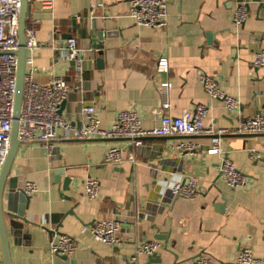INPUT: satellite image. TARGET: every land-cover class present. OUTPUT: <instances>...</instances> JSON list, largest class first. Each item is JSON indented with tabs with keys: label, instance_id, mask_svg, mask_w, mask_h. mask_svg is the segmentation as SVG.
I'll use <instances>...</instances> for the list:
<instances>
[{
	"label": "crops",
	"instance_id": "0c3cea01",
	"mask_svg": "<svg viewBox=\"0 0 264 264\" xmlns=\"http://www.w3.org/2000/svg\"><path fill=\"white\" fill-rule=\"evenodd\" d=\"M165 0L167 25L149 28L130 15L127 0H54L45 8L28 4L26 26L37 24L40 47L34 52V74L40 84L62 77L69 85L61 110L72 126L85 123L83 106L94 105L103 128L120 112L134 110L144 128L151 129L164 114L206 107L203 123L232 131L222 139V153L208 155L204 136L150 138L141 145L130 139H74L60 136L49 151L40 142H22L11 172L19 186L33 182L25 213L9 227L13 264H131L146 242L160 244L153 260L146 255L136 264H192L210 257L215 264H238L243 248L264 257V135L240 136L242 120L264 114V67L254 65L264 50V0ZM244 7L247 18L234 23ZM75 38L85 51L83 80L67 57V40ZM167 59L168 70L159 67ZM209 75L240 107L228 112L224 103L205 90L201 77ZM170 83L165 94L158 86ZM164 102L169 107L161 112ZM179 141L201 148L182 154ZM125 149L121 165L105 162L109 148ZM257 151L261 157L252 159ZM229 158L246 184L232 188L220 177V164ZM197 179L192 199L176 198L171 188ZM70 179L69 190L63 189ZM88 179L99 181V193L89 199ZM68 197V198H66ZM73 212V213H72ZM119 218L121 241L108 246L97 241L91 226L98 219ZM62 234L78 245L70 257L54 255L50 244ZM0 264H5L2 253Z\"/></svg>",
	"mask_w": 264,
	"mask_h": 264
},
{
	"label": "built area",
	"instance_id": "2783aa9c",
	"mask_svg": "<svg viewBox=\"0 0 264 264\" xmlns=\"http://www.w3.org/2000/svg\"><path fill=\"white\" fill-rule=\"evenodd\" d=\"M43 7L50 8L54 0H36ZM130 3V15L142 26L149 28H162L167 25V3L165 0H127ZM21 0H0V170L3 167L11 145V133L14 120L15 99L17 92L18 55L19 50V16ZM247 18L244 7L239 6L234 13V23L242 25ZM40 47L37 40V24L32 22L25 29L26 73L22 108L19 118L18 137L22 142H40L49 151L53 143L60 136L74 139H130L141 145L142 139L151 137H197L204 136L209 139L206 153L220 155L222 153V139L230 134L228 128H217L213 125L206 126L203 119L206 107L198 104L193 109L184 110L181 116L174 117L164 114L160 122L153 128L147 129L142 125L141 117L134 110H125L119 113L116 121L109 128H103L94 105L83 106L81 112L85 123L81 126H72L62 115V105L67 101L69 85L62 77H53L48 84H40L35 79L33 64L34 52ZM67 57L74 61L76 71L83 80L85 51L81 49L75 38L67 40ZM254 65L264 67V50L255 53ZM168 60L163 58L159 67L168 70ZM201 82L212 99L220 100L228 112H233L240 107V102L226 95L219 87L218 81L203 75ZM170 83L158 86V91L165 94L170 88ZM169 107L164 102L161 112ZM236 134H264V114L242 120ZM201 146L193 141H179L175 150L182 154L194 153ZM252 159L258 160L261 155L257 151L250 153ZM136 162L134 156L126 157L125 149L112 146L106 153L105 162L121 165L125 161ZM220 177L232 187H242L247 178L241 173L229 158H224L220 164ZM197 179L191 177L184 183H176L171 191L174 195L185 199H192L196 194ZM99 181L88 179L85 183V193L89 199H94L99 193ZM23 190L28 195H33L38 188L33 182H27ZM121 219H98L91 226V232L97 241L108 246L120 243ZM160 244L155 241L146 242L137 250V254L130 260L136 264L138 257L146 255L151 257L156 254ZM78 249L76 240L66 234L59 236L58 240L50 244V252L54 255L70 257ZM2 253L0 243V254ZM238 264H264V257L254 255L251 248H243L237 258ZM192 264H215L210 257H201Z\"/></svg>",
	"mask_w": 264,
	"mask_h": 264
},
{
	"label": "water",
	"instance_id": "95a60500",
	"mask_svg": "<svg viewBox=\"0 0 264 264\" xmlns=\"http://www.w3.org/2000/svg\"><path fill=\"white\" fill-rule=\"evenodd\" d=\"M33 0H21V10L19 16V50L18 55V75H17V92L15 99L14 120L11 133V145L6 157V161L0 170V243L2 249L3 260L5 264H13L11 260L8 231L9 227L18 228V220L23 223L29 222L25 216L29 208L31 195H28L19 186L18 177L12 175L11 169L22 141L18 137L19 118L22 108L25 73H26V52H25V29L28 18V4ZM258 1V0H254ZM245 2V7L249 9L250 0H242L240 3ZM65 103L62 105V109ZM239 135V134H238ZM264 134H243L240 136H261ZM151 138H168V137H151ZM150 139V138H146ZM145 140V139H142ZM70 179H65L63 189L69 190ZM68 198V197H66ZM177 198V196H176ZM73 213V212H72ZM157 255L150 257L151 260L155 259Z\"/></svg>",
	"mask_w": 264,
	"mask_h": 264
}]
</instances>
